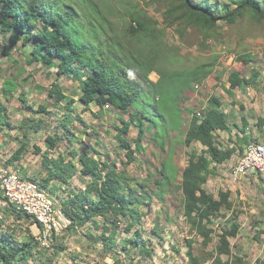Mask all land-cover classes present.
<instances>
[{"label": "rangeland", "instance_id": "rangeland-1", "mask_svg": "<svg viewBox=\"0 0 264 264\" xmlns=\"http://www.w3.org/2000/svg\"><path fill=\"white\" fill-rule=\"evenodd\" d=\"M98 1H107L112 8L108 17L116 31L127 25L124 16L133 8L146 12L157 21L158 29L165 33L163 45L177 56V65L168 66L169 71H191L196 67L206 66L207 75L203 81H194L189 88L179 92L181 115L178 126L170 121L171 131L163 141L155 139L154 130L149 133L141 141L143 150L134 154V161L129 163L125 150L116 138V129L122 127L121 120L129 121L131 115L112 107H106L100 115L99 107L94 104L89 110H83L82 105L77 102L81 95L79 83L65 76H58L56 68L40 62H29L32 41L27 46H23L21 40L13 45L10 42L12 33H0V109L4 108L7 116L6 124H0V154L12 155L22 147L17 164H23L31 179L38 180L42 187L46 186L43 188H47L55 183L42 182L45 179L44 171L40 174L43 157L55 160L61 155L68 160V152L73 149L79 155L87 153L98 161L115 163L118 172H124L135 183L145 184L152 197L149 203L138 208L140 219L129 232H126L128 219L121 217L118 218L116 227L112 225V220H94L97 229H92L91 234L81 229L83 225L76 223L77 229L69 225V229L74 228L73 231H83L81 234L87 236L86 241L91 240L93 244H81L72 238L71 233H67L69 230L66 231V227L53 238L49 248L38 249L34 258L28 260L29 264H45L48 258L52 259L50 264H113L114 261L121 264H190L187 258L189 244L194 249L198 264H211V256L216 257L221 227L230 221L239 227L236 237L229 239L232 255L242 258L244 264H264V234H261L264 232V174L249 171L238 179L234 174L248 140L264 143V18L258 19L251 13H246L232 25L220 22L216 28L205 30L188 25L185 19L177 20L171 25L173 19H166L165 13L172 5V0H94L95 3ZM206 1L223 5L228 0ZM105 30L109 31V27L106 26ZM242 55L252 57L248 65L237 60ZM232 71L246 79L255 73L258 77L253 85L243 86L228 95L225 90L229 88L228 76ZM150 79L157 82L159 78L152 73ZM5 81L15 84L12 94L3 93ZM162 86V93L165 94L174 88L166 81ZM51 91H59L64 99L55 102L49 97ZM21 94L23 101L20 100ZM211 96L221 102V109L226 113L232 131L231 134L218 132V141L229 145L227 137L240 134L242 152L238 149L229 161L217 167L215 175L210 176L203 185V189L214 199H218L220 192H228L234 211L223 210L212 219V224L208 226L213 230L212 241L204 245L202 238L196 235L184 216L183 195L179 190L180 175L165 187L161 197L159 193L162 187L159 189L156 181L159 180L164 164L171 163L181 172L187 165L188 154L201 151L200 144L193 143L186 147L183 140L192 113L199 114L208 108ZM70 100L74 101V111L66 105ZM40 108H45L46 111L39 112ZM70 111L76 119L68 125L74 132L73 145L62 130L64 117ZM234 125L244 130V133H240ZM50 136L57 142L56 148L51 149L52 155L46 142ZM136 137V129L132 127L126 135L131 150L135 149ZM72 161L76 167H80L78 158ZM52 172L55 173V170L52 169ZM22 176L26 177L25 174ZM73 178L78 181L75 187L81 186L78 189L80 191H84L91 183V178L83 176L79 171ZM71 190L66 189L68 194L63 193L64 198L68 199ZM61 195L62 192L58 196L61 199L58 201L60 206V201H65ZM1 196L3 194L0 190ZM90 196L95 198L93 193ZM2 202L8 205L5 199ZM1 205L0 201V211L6 213L5 219L8 221H1L0 225L13 232L17 241H26L29 232H26V236L23 235V226L16 223L17 218L10 214L9 206ZM33 229L34 227L30 231ZM112 229H116V235L112 234ZM102 233L113 238L114 246H104V242L99 240ZM134 239L139 241L135 248L131 246L135 245ZM55 250L58 252L56 255L53 253ZM222 259L226 261L228 257L222 256Z\"/></svg>", "mask_w": 264, "mask_h": 264}, {"label": "trees", "instance_id": "trees-1", "mask_svg": "<svg viewBox=\"0 0 264 264\" xmlns=\"http://www.w3.org/2000/svg\"><path fill=\"white\" fill-rule=\"evenodd\" d=\"M172 1L165 13L166 19H173L171 25L177 20L185 19L188 25L212 30L220 22L232 25L246 13H251L258 19L264 18V0H228L223 5L212 4L206 0ZM112 11L107 1L0 0V33H12L10 42L13 45L21 40L23 46H27L32 41L29 62H40L56 68L58 76H65L79 83L81 95L77 102L82 105L83 110H89L94 104L99 107L100 115L106 107L130 114L129 121L121 120L122 127L116 129V138L125 150L127 161L131 163L134 161V154L143 150L141 141L149 133L154 130L155 139L163 141L171 131L170 121L178 126L181 115L179 92L189 88L194 81H203L207 71L206 66H199L191 71H169L168 66L177 65V56L163 45L165 33L158 29V22L146 12L133 8L124 16L127 25L116 31L108 17ZM106 26L109 31L105 30ZM237 60L248 65L252 57L242 55ZM152 73L158 76L157 82L151 81ZM257 77L255 73L246 79L232 71L228 76L229 88L225 92L232 95L243 86L253 85ZM165 81L174 86L175 93L172 90L162 93V84ZM14 87V83L5 81L2 86L3 93L12 94ZM20 97L23 101V94ZM49 97L55 102L64 99L59 91H51ZM73 104L74 101L70 100L66 105L74 111ZM221 106L219 99L211 96L208 99V108L199 114L192 113L183 144L189 147L198 143L202 147L201 151L188 154L187 165L181 172L171 163L164 164L159 180L156 181L159 189L162 187L159 193L161 197L165 187L180 175L179 190L183 195L184 216L191 223L196 235L202 238L204 245L212 241L213 230L208 227L212 224V219L223 210L234 212L228 192H220L218 199H214L203 189L208 178L215 175L217 167L229 161L238 150L218 141V132L231 131L227 115ZM4 111L1 107V126L7 122ZM45 111V108H40L39 112ZM72 115L70 111L62 123V130L71 145L75 140L74 132L72 133L68 125L76 121ZM234 126L240 133H244L237 125ZM132 127H135L137 135L134 150H131L126 139ZM46 142L50 150L56 148V139L50 136ZM22 151L21 147L17 153L11 155L8 162L18 160ZM68 154V160L61 155L55 160L43 157L42 165L46 175L42 182L55 179L67 185L68 180L79 171L83 176L90 177L91 183L84 191L71 192L72 197L68 196L69 199L62 202L63 212L72 223L79 225L99 217L103 222L112 220V225L116 227L118 218H126V232H129L140 219L138 208L151 201L152 197L147 192L146 185L135 183L124 172H118L115 163L98 161L87 153L79 155L73 149ZM77 158L79 168L72 161ZM50 191L56 196L62 192L55 185L51 186ZM92 193L95 195L94 199L90 196ZM238 230V225L231 221L221 227L216 257L211 256V264H244L243 259L235 258L230 249L229 239L235 238ZM111 231L116 235V229ZM99 240L104 242V246L112 247L115 244L113 238L104 233ZM134 241L135 245L131 246L135 248L139 241ZM61 248L60 245V250ZM187 248L190 264H198L192 245L189 244ZM38 249L39 243L29 233L26 241H17L13 232H0V264H29L28 260L34 258ZM53 253L56 255L58 252L55 250ZM222 256L228 259L224 261ZM51 261L48 258L45 264H50ZM113 264L121 263L114 261Z\"/></svg>", "mask_w": 264, "mask_h": 264}, {"label": "built area", "instance_id": "built-area-1", "mask_svg": "<svg viewBox=\"0 0 264 264\" xmlns=\"http://www.w3.org/2000/svg\"><path fill=\"white\" fill-rule=\"evenodd\" d=\"M52 152L51 150V155ZM249 171L264 174L263 143L254 141L248 143L234 174L238 179ZM17 174L14 166L3 161L0 164V190L9 204L31 218L35 225L41 226L35 240L41 249H47L53 243V238L71 223L60 218L56 209L57 197L51 195L49 188H43L38 181L20 178Z\"/></svg>", "mask_w": 264, "mask_h": 264}, {"label": "crops", "instance_id": "crops-1", "mask_svg": "<svg viewBox=\"0 0 264 264\" xmlns=\"http://www.w3.org/2000/svg\"><path fill=\"white\" fill-rule=\"evenodd\" d=\"M231 132L232 131H230L229 133L231 134ZM239 137H240V134H236V135H231V136H228L227 138L229 139V145H226V146H228V147H230V148H232V147H234L235 149H240L241 148V142L239 141ZM248 142H251V140H248ZM264 144V143H263ZM240 151V150H239ZM237 152H238V150H237ZM48 153H49V151H48ZM48 156V155H47ZM10 157H11V154H4V153H1L0 154V161L2 162V161H5V162H7L9 165L11 164L12 166H14V168L16 169V173H18L17 175L20 177V178H25V179H31V177H30V174H29V172L28 171H26V167L22 164H17V162H18V160L17 161H15V162H13V163H9L8 161H9V159H10ZM41 171V173L40 174H42L43 173V171H44V168L43 169H41L40 170ZM44 173H45V171H44ZM26 175V177H23L22 175ZM46 175V173L44 174V176ZM45 178V177H44ZM82 178H84V177H82ZM32 180H34V179H31V181ZM34 181H38V180H34ZM52 182L53 183H55V186H56V188H58V191H62V195H61V198H63V200H66L67 198H64V194L66 195V194H68V192H66V189H68V188H71L72 190L71 191H69L70 192V197H72L71 195V192H74V193H77L78 191H80V190H78V189H81V186L80 185H78L77 187H75V184L76 183H78V181L77 180H74V178L72 177L71 179H70V181H69V183L67 184V185H63V184H61V183H59L57 180H51L50 181V183L52 184ZM80 182H81V180H80ZM52 185H50L49 187H51ZM62 186H65V187H62ZM49 187H47V188H49ZM65 188V189H64ZM60 189V190H59ZM86 189V188H85ZM84 189V190H85ZM49 190H50V188H49ZM76 190H78V191H76ZM66 192V193H65ZM50 193H51V195H54V196H56V194L54 193H52L51 191H50ZM56 193H57V191H56ZM64 193V194H63ZM59 194H61V193H59ZM68 195V196H69ZM59 196V195H58ZM58 196H56V197H58ZM59 199H60V197H58L57 198V200H56V206H57V210H58V212L57 213H60V218L62 219V220H64V221H66V222H71V225L70 226H73L75 229H77V224H75L74 222L72 223V221H71V219L70 218H68L65 214H64V212H63V206L61 205H59L58 204V201H59ZM69 199V198H68ZM4 199H3V197L1 196L0 197V201H1V203H2V205L1 206H6L2 201H3ZM61 200V199H60ZM61 202V204H62V202L63 201H60ZM8 203V202H7ZM9 206V208H8V211H10V214L12 213L14 216H15V218H17L16 219V223L18 224V225H22L23 227H22V229H23V235H25L26 236V232L28 231L29 233H31L32 235H33V237L36 239V235L39 233V231L41 230V226H37V225H35V223L31 220V218H29V217H27L26 215H24L23 213H21V212H19V211H17L16 210V208L14 207V206H12L11 204H9L8 203V205L6 206V207H8ZM5 208V207H4ZM5 215H6V213L5 212H3V211H0V222L1 221H8V220H6L5 219ZM17 215V216H16ZM99 217H96V218H92L89 222H87V223H85L83 226H81V229L83 230V231H88V232H90V234L93 232L92 231V229H94L95 231H96V229H97V226H96V224L94 223V220H96L97 221V219H98ZM26 224H28L27 226H26ZM70 226H68L67 228H66V231L67 230H69V231H67V233L68 234H72L73 235V237L72 238H75L76 240H78L81 244H86L87 246H90L91 244H93V241H91V240H88V241H86L87 239H86V237H84L81 233L83 232H81V230H80V232L78 231V230H75V231H73V227H72V229H69L70 228ZM0 232H4V231H7L8 229L6 228V227H2L1 225H0ZM34 227V229H33V231L31 232L30 231V229L32 230V228ZM9 231V230H8ZM38 232V233H37ZM84 234V233H83ZM63 235H64V233H63ZM93 236H97V235H93ZM75 246H77L78 244H74ZM80 245V244H79ZM78 249V248H77Z\"/></svg>", "mask_w": 264, "mask_h": 264}]
</instances>
